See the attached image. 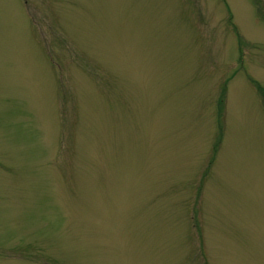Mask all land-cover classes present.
<instances>
[{
	"label": "rangeland",
	"instance_id": "374dc122",
	"mask_svg": "<svg viewBox=\"0 0 264 264\" xmlns=\"http://www.w3.org/2000/svg\"><path fill=\"white\" fill-rule=\"evenodd\" d=\"M0 264H264V0H0Z\"/></svg>",
	"mask_w": 264,
	"mask_h": 264
}]
</instances>
